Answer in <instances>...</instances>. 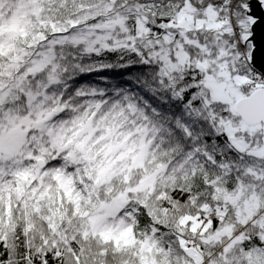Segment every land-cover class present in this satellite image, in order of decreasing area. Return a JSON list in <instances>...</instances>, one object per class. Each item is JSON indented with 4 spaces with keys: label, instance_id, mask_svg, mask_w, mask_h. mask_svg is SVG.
Here are the masks:
<instances>
[{
    "label": "snow or ice",
    "instance_id": "6c2138e0",
    "mask_svg": "<svg viewBox=\"0 0 264 264\" xmlns=\"http://www.w3.org/2000/svg\"><path fill=\"white\" fill-rule=\"evenodd\" d=\"M254 5L0 0V264H264Z\"/></svg>",
    "mask_w": 264,
    "mask_h": 264
},
{
    "label": "water",
    "instance_id": "95a60500",
    "mask_svg": "<svg viewBox=\"0 0 264 264\" xmlns=\"http://www.w3.org/2000/svg\"><path fill=\"white\" fill-rule=\"evenodd\" d=\"M254 13L256 15H264V13L261 12V9L259 8L258 5H254ZM256 31H257L256 39H257V42L259 43L261 40V26L258 25Z\"/></svg>",
    "mask_w": 264,
    "mask_h": 264
}]
</instances>
